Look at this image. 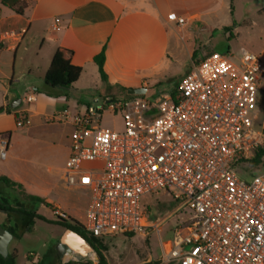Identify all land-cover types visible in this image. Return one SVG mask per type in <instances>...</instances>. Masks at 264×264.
Masks as SVG:
<instances>
[{
  "label": "built area",
  "instance_id": "2783aa9c",
  "mask_svg": "<svg viewBox=\"0 0 264 264\" xmlns=\"http://www.w3.org/2000/svg\"><path fill=\"white\" fill-rule=\"evenodd\" d=\"M168 20L187 23L175 13ZM263 67L246 51L237 60L212 52L158 100L108 96L74 115L63 110L48 118L72 128L62 178L89 192L84 229L98 239L145 235L154 226L147 224L144 200L165 191L178 204L173 215L185 217L157 264H264V172L245 179L235 168L264 149V121L255 129ZM107 113L121 119V131L103 124ZM31 123L28 112H20L16 129ZM10 147L9 134H0L1 160ZM53 214L68 218L59 209ZM69 261L98 264L93 256Z\"/></svg>",
  "mask_w": 264,
  "mask_h": 264
},
{
  "label": "crops",
  "instance_id": "0c3cea01",
  "mask_svg": "<svg viewBox=\"0 0 264 264\" xmlns=\"http://www.w3.org/2000/svg\"><path fill=\"white\" fill-rule=\"evenodd\" d=\"M24 1L27 5L18 13L16 8ZM231 4V0L229 4L225 0L220 4L218 0H0V134H9V152L15 151V134L37 141L62 137L58 127L47 123L52 117L47 116V106L39 105V90L44 88L45 73L58 48L69 50L71 63L82 68L73 89L84 93L82 97L96 101L98 95L108 97V89L117 86L148 90L168 81L172 67L186 66V57L194 61L199 35L204 30L216 31L223 11L233 16ZM171 13L186 18L187 23L169 21ZM230 21L222 22L224 29H230ZM103 50L107 84L94 61ZM30 95L34 100L27 104ZM55 97L63 108L68 103L64 93ZM23 111L32 123L17 130L18 114ZM67 150L69 155L70 144ZM14 179L10 180L24 188V180ZM31 190V195L66 213L61 200ZM88 205L86 199V209ZM0 216L9 220L6 213ZM59 243L64 250L69 248L62 240Z\"/></svg>",
  "mask_w": 264,
  "mask_h": 264
},
{
  "label": "rangeland",
  "instance_id": "374dc122",
  "mask_svg": "<svg viewBox=\"0 0 264 264\" xmlns=\"http://www.w3.org/2000/svg\"><path fill=\"white\" fill-rule=\"evenodd\" d=\"M222 1L224 0H218V3L220 4ZM225 1L230 3V0ZM233 11V16L229 14L228 10L220 13L221 23H217L218 29L216 31L204 30L199 35L197 39L198 51L194 61L201 60L205 54L212 52L228 54L233 60H237L246 51L259 56L264 63V0H236L233 3ZM224 20H231L229 26L235 25V27L231 31L224 29L222 25ZM231 32L235 35L232 39H230ZM185 60L188 62L186 66L179 64L172 67L170 79L159 86L149 87L145 96L149 99L158 100L161 96L173 92L185 74L190 71L194 62L187 57ZM85 79L90 80V76L86 75ZM121 88L124 87L117 86L112 90L108 89L107 96L115 99L125 98L127 91ZM104 89H107L105 85ZM104 98L103 95L97 96V100L100 102ZM39 99L40 107L44 104L47 106L48 117L53 116L56 111L63 108L61 103L56 101L54 95H48L43 89L39 90ZM94 101L91 97H81L80 99L69 97L63 110L74 115L86 104H94ZM259 102L261 108L255 122V129H258L264 121V76L261 79ZM49 124L55 125L62 132L60 141L52 138L37 141L35 138H24L15 134V151L9 152L6 160L0 159V174H4L13 181H15V176L25 181L24 188L18 186L13 189L0 183V199H6L9 204L15 207H17V203L30 206L39 215L52 221L36 219L32 230L26 231L18 224L14 215H11L8 221L4 216H0V225L3 228L4 226H18L20 237L13 238L7 245L8 255L17 254L16 264L33 263L34 257L30 256L31 253L40 256L39 261L43 264H60L61 258L66 260L76 257L70 249L63 250L61 258L58 256L59 241H63L67 230L54 223L58 218L53 214L55 208L51 205L44 207L40 203L30 204L25 200L24 195L33 194L31 187L36 191L38 190L40 194H48L47 196H54L61 200L67 206L65 207L66 213L75 217L80 223L85 221L87 210L84 206L85 201L86 199L90 200L87 190L70 187L62 178L68 158L67 147L71 142V126L65 123ZM103 124L117 131L122 130L121 119L119 117L112 119L109 113L105 114ZM86 166L93 167L95 165L90 163ZM261 172H264V166H250L245 169V173L249 175L248 178H251L250 174L252 173ZM144 205L147 211V224L159 228V231L154 227H149L145 235H121L102 239L105 246L104 254L109 264H147L158 261L163 250L169 251L171 249L175 228L179 225L180 218L185 217V213L182 211L181 214L173 215L178 204L170 196V193L165 191L148 195L144 200ZM87 245L93 249L88 242ZM80 248L85 249L83 246ZM89 256L96 257L99 261L94 249L88 252L86 257Z\"/></svg>",
  "mask_w": 264,
  "mask_h": 264
},
{
  "label": "trees",
  "instance_id": "16d2710c",
  "mask_svg": "<svg viewBox=\"0 0 264 264\" xmlns=\"http://www.w3.org/2000/svg\"><path fill=\"white\" fill-rule=\"evenodd\" d=\"M235 0H231V12L233 13V2ZM26 2H22L17 8L16 11L18 13H22L23 9L26 7ZM235 25L230 27V31L234 28ZM235 35L233 32L230 34V39L234 38ZM71 52L65 48H58L51 60L50 66L47 69L45 76H44V88L43 91L46 92L48 95H59L60 93H64L67 98L74 97L80 99L84 93L82 92H73V85L79 80L82 74V68L76 66L71 63L70 60ZM196 54L193 55V60H195ZM96 65L99 69V74L104 83L107 84V75L104 71V61H105V53L104 50L95 57L94 59ZM50 89L56 90L51 91ZM124 91H127L126 88H121ZM175 91V90H174ZM127 97H133L127 94ZM1 110V109H0ZM250 166H264V149L259 148L253 151V156L249 160H241L239 159L236 164L235 168L238 171L239 175L245 179L248 178L249 175L245 173V169L249 168ZM262 173V172H261ZM250 174V173H249ZM259 174V173H257ZM251 178L256 174H250ZM0 183H3L8 188L14 187H22V185L17 184L11 181L9 178L2 176L0 177ZM24 198L28 203H40L44 204L46 207L50 205L46 202V200L42 197L35 196V195H24ZM0 212L6 213L10 218L11 215H14L18 224L22 227V229L26 231H31L32 227L34 226L35 220L40 219L48 222H52L47 220L45 217L39 215L37 211L30 207L25 206L22 204L17 203V207L11 205L7 202L6 199H0ZM55 224L60 225L66 230H73L74 232L80 234L86 241L93 247L94 252L96 253L99 261L98 264H109L105 254V246L103 245L102 239H98L95 236L89 234L83 227V225L74 220L72 218L62 219L58 218L54 221ZM10 233L13 234L15 238H19L20 234L18 233V226H4ZM133 236V235H128ZM17 254H9L8 256H2L0 254V264H16ZM69 259L66 261H61L60 264H69ZM38 264H43L39 262ZM147 264H157V261H152Z\"/></svg>",
  "mask_w": 264,
  "mask_h": 264
},
{
  "label": "water",
  "instance_id": "95a60500",
  "mask_svg": "<svg viewBox=\"0 0 264 264\" xmlns=\"http://www.w3.org/2000/svg\"><path fill=\"white\" fill-rule=\"evenodd\" d=\"M148 92L147 88L140 87V88H129L127 89V94L131 96H142L146 95ZM20 102V101H19ZM15 106V105H13ZM13 234L10 233L7 229L0 227V254L2 256H8V242L13 239ZM63 242L70 244H82L85 246V249L83 250L79 246L71 247L69 245V248L71 252H73L76 257H86L88 252L93 251V249L87 245V241L85 238H83L80 234L74 232L73 230H67ZM63 247L62 243H59L57 247V252L59 256H63Z\"/></svg>",
  "mask_w": 264,
  "mask_h": 264
},
{
  "label": "bare ground",
  "instance_id": "6f19581e",
  "mask_svg": "<svg viewBox=\"0 0 264 264\" xmlns=\"http://www.w3.org/2000/svg\"><path fill=\"white\" fill-rule=\"evenodd\" d=\"M69 244H70V243H69ZM70 246H71V247H74V246H77V247H78V246H79V247L81 246V247H82V246H83V247L85 248V246L82 245V244H70Z\"/></svg>",
  "mask_w": 264,
  "mask_h": 264
}]
</instances>
